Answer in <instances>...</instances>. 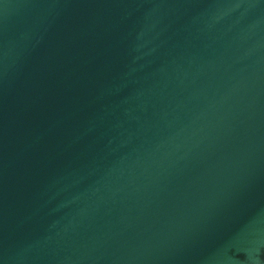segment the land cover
<instances>
[{"label": "water", "instance_id": "obj_1", "mask_svg": "<svg viewBox=\"0 0 264 264\" xmlns=\"http://www.w3.org/2000/svg\"><path fill=\"white\" fill-rule=\"evenodd\" d=\"M0 264H264V0H0Z\"/></svg>", "mask_w": 264, "mask_h": 264}]
</instances>
